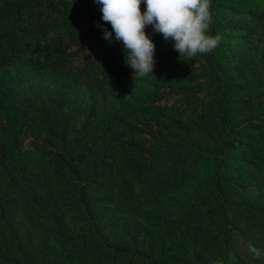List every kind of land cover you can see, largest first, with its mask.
Wrapping results in <instances>:
<instances>
[{
  "label": "trees",
  "instance_id": "obj_1",
  "mask_svg": "<svg viewBox=\"0 0 264 264\" xmlns=\"http://www.w3.org/2000/svg\"><path fill=\"white\" fill-rule=\"evenodd\" d=\"M210 11L218 47L183 61L171 40L154 53V72L179 73L153 83L156 94L144 104L167 112L133 123L112 117L111 133L75 129L71 116L20 102L3 81L0 257H12L10 264H264L247 251L249 242L264 249V0H210ZM97 24L112 30L94 0H0V70L60 72L74 85L120 88L133 70L115 33L106 40ZM145 32L155 46L162 38L149 25ZM203 129L216 137L203 158L187 146L164 151L174 132ZM189 178L203 192L190 205L193 216L160 214L164 197ZM104 205L145 209L148 224L169 240L119 238Z\"/></svg>",
  "mask_w": 264,
  "mask_h": 264
},
{
  "label": "rangeland",
  "instance_id": "obj_2",
  "mask_svg": "<svg viewBox=\"0 0 264 264\" xmlns=\"http://www.w3.org/2000/svg\"><path fill=\"white\" fill-rule=\"evenodd\" d=\"M170 43L171 40H165L162 36L155 46V52ZM178 73L179 71H157L154 72V76L136 78L120 88L111 84H104L97 88L86 84L74 85L73 77L65 73L43 71L21 74L18 69L10 68L0 70V86L5 81L13 88L20 102L32 101L35 107L44 104L46 107L60 110L62 114L71 116L75 129H80L87 124L90 128L108 130L111 133L115 130L112 117L133 123L136 120L166 113L167 110L150 108L144 104V101L156 94L153 83L169 80L172 75ZM175 113L180 116L178 111ZM182 117L187 120L185 116ZM170 138L163 142L164 151L169 146H187L193 149L194 156L199 154L203 158L212 148L216 137L210 133V130L203 129L200 132L183 134L174 132ZM196 187L194 179L189 178L178 193L164 197L165 206L158 209L159 213L182 222L187 221L193 216L190 205L196 203L203 193H197ZM174 198L177 201V207L166 206ZM102 209L106 212L107 221L113 219L118 222V230L121 234L118 235L119 238L126 239L137 234L145 240H169L165 238L163 232L148 224L144 216L145 209L139 213H120L119 209L112 205H104ZM235 234L238 238L243 236L242 223H239ZM11 260L12 257L8 255L1 256L0 264H10Z\"/></svg>",
  "mask_w": 264,
  "mask_h": 264
},
{
  "label": "clouds",
  "instance_id": "obj_3",
  "mask_svg": "<svg viewBox=\"0 0 264 264\" xmlns=\"http://www.w3.org/2000/svg\"><path fill=\"white\" fill-rule=\"evenodd\" d=\"M100 6L102 20L111 24L102 28L104 38L115 39L123 44L124 62L133 70V80L154 76L155 44L145 32V26L153 34H162L165 40L174 41V50L179 59H194L198 54L210 53L221 39L211 35L213 16L210 0H144L145 10L141 12V0H94ZM247 251L255 259L264 261V249L252 242Z\"/></svg>",
  "mask_w": 264,
  "mask_h": 264
}]
</instances>
